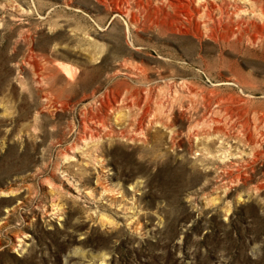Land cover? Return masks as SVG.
<instances>
[{
	"label": "rangeland",
	"instance_id": "1",
	"mask_svg": "<svg viewBox=\"0 0 264 264\" xmlns=\"http://www.w3.org/2000/svg\"><path fill=\"white\" fill-rule=\"evenodd\" d=\"M0 264H264V0H0Z\"/></svg>",
	"mask_w": 264,
	"mask_h": 264
},
{
	"label": "bare ground",
	"instance_id": "2",
	"mask_svg": "<svg viewBox=\"0 0 264 264\" xmlns=\"http://www.w3.org/2000/svg\"><path fill=\"white\" fill-rule=\"evenodd\" d=\"M59 62V61H58ZM61 63H63V62H61ZM70 64H59V68H60V70H61V72L64 74V76L66 77V78H68V79H73V77H74V72L76 71L77 72V68H76V70L74 71L72 68H71V66H69ZM76 74V73H75ZM165 118V117H164Z\"/></svg>",
	"mask_w": 264,
	"mask_h": 264
}]
</instances>
